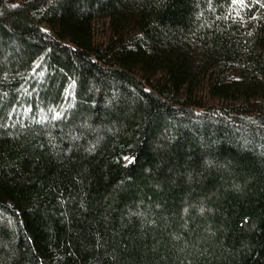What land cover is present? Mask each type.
Segmentation results:
<instances>
[{"label":"trees","instance_id":"1","mask_svg":"<svg viewBox=\"0 0 264 264\" xmlns=\"http://www.w3.org/2000/svg\"><path fill=\"white\" fill-rule=\"evenodd\" d=\"M0 264H264V0H0Z\"/></svg>","mask_w":264,"mask_h":264}]
</instances>
